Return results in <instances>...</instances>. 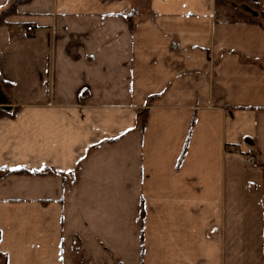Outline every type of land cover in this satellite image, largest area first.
Masks as SVG:
<instances>
[{"label":"crops","instance_id":"crops-1","mask_svg":"<svg viewBox=\"0 0 264 264\" xmlns=\"http://www.w3.org/2000/svg\"><path fill=\"white\" fill-rule=\"evenodd\" d=\"M215 14L17 1L0 24L3 264H264V27Z\"/></svg>","mask_w":264,"mask_h":264},{"label":"trees","instance_id":"trees-1","mask_svg":"<svg viewBox=\"0 0 264 264\" xmlns=\"http://www.w3.org/2000/svg\"><path fill=\"white\" fill-rule=\"evenodd\" d=\"M17 1H26V0H15L14 2H12V9L9 8L4 11L2 14H0V24L4 22V18L7 15V13L12 12L13 9L15 8V5L17 4ZM243 1V0H241ZM254 5H258V3L255 1ZM220 7H224L225 10L221 12V10L219 9ZM261 17L264 18V12H261ZM216 19L217 20H224L227 22H231V23H257V24H261L262 22H259V20L257 18H255L254 16L249 15L244 8L239 7L237 5H231L230 7L228 6V1L227 0H216ZM264 27V25H262ZM6 87L9 89L11 87V84L8 82H4ZM4 112L0 110V117L4 116ZM16 172V171H15ZM22 171L17 170L16 173H21ZM28 173V172H27Z\"/></svg>","mask_w":264,"mask_h":264},{"label":"rangeland","instance_id":"rangeland-1","mask_svg":"<svg viewBox=\"0 0 264 264\" xmlns=\"http://www.w3.org/2000/svg\"><path fill=\"white\" fill-rule=\"evenodd\" d=\"M228 1V6L230 7L232 4L233 5H237L239 7H242L245 9V11L251 15V16H254L255 18H257L259 20V22H262V25H264V18L261 17V12L263 11L264 12V0H227ZM257 2L258 5H254V2ZM9 10L10 8L12 9V3L8 6ZM7 8V9H8ZM222 11L225 10L224 7H220L219 8ZM14 11V9H13ZM12 11V12H13ZM12 12H9V13H12ZM139 126V124L137 125ZM138 128V127H137ZM45 171V170H43ZM75 261H74V264H80V261L77 259V257L75 256ZM0 264H3V258L0 257Z\"/></svg>","mask_w":264,"mask_h":264},{"label":"built area","instance_id":"built-area-1","mask_svg":"<svg viewBox=\"0 0 264 264\" xmlns=\"http://www.w3.org/2000/svg\"><path fill=\"white\" fill-rule=\"evenodd\" d=\"M34 33V28L31 25H21L19 24L17 26V36L19 38H28ZM247 162L252 164L253 163V158L248 157Z\"/></svg>","mask_w":264,"mask_h":264}]
</instances>
